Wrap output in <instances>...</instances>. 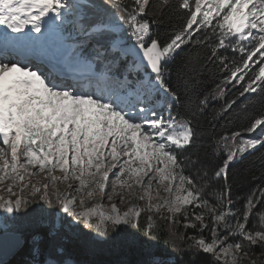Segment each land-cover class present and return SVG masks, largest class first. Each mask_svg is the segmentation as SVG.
<instances>
[{"label":"snow or ice","instance_id":"6c2138e0","mask_svg":"<svg viewBox=\"0 0 264 264\" xmlns=\"http://www.w3.org/2000/svg\"><path fill=\"white\" fill-rule=\"evenodd\" d=\"M104 248L264 264V0H0V253Z\"/></svg>","mask_w":264,"mask_h":264},{"label":"trees","instance_id":"16d2710c","mask_svg":"<svg viewBox=\"0 0 264 264\" xmlns=\"http://www.w3.org/2000/svg\"><path fill=\"white\" fill-rule=\"evenodd\" d=\"M248 161H245L243 165H238V169H243L248 167ZM244 176H250L248 173H243ZM250 187L249 183H244L240 186V190L237 194L244 195L247 193L248 189ZM158 222V226H159ZM141 224H144V220L142 218ZM181 230H183L181 226ZM157 254H162L164 251V246L159 245L154 250ZM84 259L90 260L95 262V264H137L138 261L146 260L148 259V255L145 251L142 249L136 248V249H127V248H115V249H109L104 248L101 250L96 251L94 254H84ZM22 257L15 256L14 259H12L7 264H20V260ZM176 259H179V257H176Z\"/></svg>","mask_w":264,"mask_h":264},{"label":"water","instance_id":"95a60500","mask_svg":"<svg viewBox=\"0 0 264 264\" xmlns=\"http://www.w3.org/2000/svg\"><path fill=\"white\" fill-rule=\"evenodd\" d=\"M15 256L17 255H8V254L0 253V264H7L12 259H14Z\"/></svg>","mask_w":264,"mask_h":264},{"label":"bare ground","instance_id":"6f19581e","mask_svg":"<svg viewBox=\"0 0 264 264\" xmlns=\"http://www.w3.org/2000/svg\"><path fill=\"white\" fill-rule=\"evenodd\" d=\"M57 175H59V173H57ZM34 179V182L35 181H39V182H43L44 180H42L40 177H35V178H33ZM161 195H166L165 193H161ZM119 206H122V205H119Z\"/></svg>","mask_w":264,"mask_h":264},{"label":"rangeland","instance_id":"374dc122","mask_svg":"<svg viewBox=\"0 0 264 264\" xmlns=\"http://www.w3.org/2000/svg\"><path fill=\"white\" fill-rule=\"evenodd\" d=\"M43 182H45V181H43ZM43 182H40V183H43ZM155 202V201H154ZM141 203H143V202H141ZM122 209L125 207L124 205H122V206H120Z\"/></svg>","mask_w":264,"mask_h":264}]
</instances>
